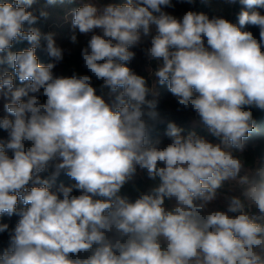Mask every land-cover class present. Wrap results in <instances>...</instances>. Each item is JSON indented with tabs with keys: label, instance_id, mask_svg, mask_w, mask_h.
Instances as JSON below:
<instances>
[{
	"label": "clouds",
	"instance_id": "9594fccd",
	"mask_svg": "<svg viewBox=\"0 0 264 264\" xmlns=\"http://www.w3.org/2000/svg\"><path fill=\"white\" fill-rule=\"evenodd\" d=\"M33 2L0 3V65L14 70L0 74V97L10 98V116L0 118L8 134L0 140V216L20 217L0 264H264V223L250 213L264 218V159L246 169L242 158L254 130L250 108L264 110V14L256 10L264 0H228L242 6L238 25L195 11L177 18L162 10L172 0L102 9L89 0L75 10L72 27L93 33L81 53L90 75L59 77L53 63L38 62L39 30H25L37 21L28 10ZM247 26L259 29V39ZM142 37L150 38L143 51L157 64L158 83L218 143L183 136L174 122L167 123L170 143L149 141L148 120L158 113L148 96L155 93L126 66ZM45 39L48 55L62 61L64 50L52 35ZM18 41L31 47L14 53ZM93 77L101 91L118 92L113 103L97 95ZM56 158L52 178L63 172L75 183L53 192L39 174ZM137 169L160 183L129 201L120 192ZM225 181L239 195L223 197L226 210H210ZM7 230L0 224V233Z\"/></svg>",
	"mask_w": 264,
	"mask_h": 264
},
{
	"label": "trees",
	"instance_id": "16d2710c",
	"mask_svg": "<svg viewBox=\"0 0 264 264\" xmlns=\"http://www.w3.org/2000/svg\"><path fill=\"white\" fill-rule=\"evenodd\" d=\"M11 3L12 0H0V3ZM89 2V0H54V3H48V0H34L29 11H34L37 16L35 24L29 26L25 24V30L29 27H33L41 33L40 46L36 49V56L38 62L44 66L49 63H53L52 73L54 76H71L74 72L81 75H90L85 68L82 58V50L88 46V42L92 33L83 34L72 27V19L74 17L75 10L82 6L83 3ZM98 8L102 9L107 4H123L126 0H90ZM174 7H165V11L168 14L174 15L180 18L187 11H195L197 13L206 14L210 19L213 17H221L229 20L233 24L238 25V15L243 10L239 3H229L221 0H193L192 3H188L187 0H172ZM264 14V9H256ZM41 12L44 15H41ZM71 12L70 14H68ZM159 15V13H156ZM66 18V19H64ZM66 20V21H65ZM51 30L54 31L52 35L56 46L64 50L63 60L55 62L51 58L47 51V41L45 37L51 35ZM247 31H251L253 35L259 39V29L254 26H247ZM153 34L155 29L152 30ZM75 35L76 41H72V37ZM150 46V38L142 37V43L138 46H133L129 50L135 53L132 60L127 62L128 66L133 72L146 78L148 87L155 93L149 94L148 99H155L156 109L158 116L155 120H148L150 131L149 141L155 143L160 142V146L166 145L171 142L170 138L166 135L167 123L174 122L183 131L181 135L187 136L191 132H195L197 135L202 136L210 142L218 141V139L212 136L207 128L200 125H194L193 119L196 115L191 109L182 108L175 97L171 94L167 84L160 85L158 78L155 77L154 72L157 67L156 62L150 61L144 54L143 49ZM31 45L27 41L13 42L11 48L12 52H19L27 50ZM3 71L13 72L14 70L7 64L0 65V74ZM102 81L96 80L93 77V86L97 89V95H103L107 97L111 103L115 101L117 93L109 94L107 89L101 91L100 85ZM15 86L22 87L18 78L15 79ZM119 91V90H118ZM26 99V98H24ZM44 99V98H42ZM10 102L9 99L0 97V118L10 116L5 110V104ZM252 117L254 120V130L249 133L245 143V151L242 154V158L246 161L245 167L251 168L254 166L255 161L258 158L264 159V110H259L254 106L250 108ZM8 134L3 129H0V140H7ZM219 142V141H218ZM235 152V150L233 149ZM11 156V152H8ZM61 162V159L52 160L44 172L40 173L41 179L49 180L50 190L56 192L61 185L71 186L75 181L61 172L59 176L52 178L54 172V166L56 163ZM145 180H138L136 182H127L121 189L120 195L127 198L129 201H135V199L143 192H147L149 189L159 185L160 181L151 180L144 172ZM40 186L30 182L28 187ZM77 190H74L73 195H79ZM98 199H102L97 197ZM166 206L171 207L170 201H165ZM24 207L22 200H18L17 208ZM20 217L13 215L11 217L7 215L0 216V224H7L8 230L0 233V254L10 246V237L14 232L15 226L18 223Z\"/></svg>",
	"mask_w": 264,
	"mask_h": 264
},
{
	"label": "rangeland",
	"instance_id": "374dc122",
	"mask_svg": "<svg viewBox=\"0 0 264 264\" xmlns=\"http://www.w3.org/2000/svg\"><path fill=\"white\" fill-rule=\"evenodd\" d=\"M222 2H225L228 0H221ZM163 11H165V8L162 9ZM71 12H69L68 14H70ZM66 19V18H64ZM66 21V20H65ZM155 29V26L153 25L152 26V30ZM51 35H54V31L51 30ZM93 34V33H92ZM96 34H99V30H96ZM109 103H111L109 101V99L106 97L105 98ZM193 124L194 125H200V126H203V123L200 121V118L195 115L194 116V119H193ZM208 140V139H207ZM210 141V140H209ZM213 143H218V141H215ZM167 145V144H166ZM165 146V145H163ZM162 146V147H163ZM58 159H61V158H58ZM246 168V167H245ZM247 169V168H246ZM144 172L146 171H142L140 169H137V172L131 177V179L128 181V182H136L138 180H142L144 181L145 180V176H144ZM240 175H244V171L242 170V172L240 173ZM241 189L235 185L234 182H230V181H225L223 183V186L218 190V193H219V197L216 201L212 202L210 205H209V209L210 210H226V202L224 200V196L225 195H239ZM171 202V201H170ZM173 202H171L172 204ZM110 238L114 239V234H108Z\"/></svg>",
	"mask_w": 264,
	"mask_h": 264
},
{
	"label": "built area",
	"instance_id": "2783aa9c",
	"mask_svg": "<svg viewBox=\"0 0 264 264\" xmlns=\"http://www.w3.org/2000/svg\"><path fill=\"white\" fill-rule=\"evenodd\" d=\"M250 213L258 217L257 222L264 223V218H259V213L255 208L250 209Z\"/></svg>",
	"mask_w": 264,
	"mask_h": 264
}]
</instances>
